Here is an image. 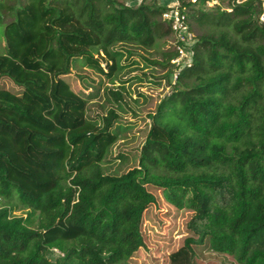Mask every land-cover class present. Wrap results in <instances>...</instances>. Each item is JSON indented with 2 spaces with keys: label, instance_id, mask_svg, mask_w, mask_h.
<instances>
[{
  "label": "trees",
  "instance_id": "trees-1",
  "mask_svg": "<svg viewBox=\"0 0 264 264\" xmlns=\"http://www.w3.org/2000/svg\"><path fill=\"white\" fill-rule=\"evenodd\" d=\"M7 1L0 0V77L20 91L0 88V264H133L145 243L142 215L154 203L146 186L191 212L190 237L167 264H194L203 247L236 264H264L261 0L184 4L191 63L148 116L137 166L120 176L101 168L117 141L115 112L88 120L86 101L62 77L80 59L112 83L122 70L116 45L172 44L165 5ZM167 55L173 73V46ZM108 93L122 101L119 90ZM12 202L38 214L37 225L12 217Z\"/></svg>",
  "mask_w": 264,
  "mask_h": 264
},
{
  "label": "rangeland",
  "instance_id": "rangeland-1",
  "mask_svg": "<svg viewBox=\"0 0 264 264\" xmlns=\"http://www.w3.org/2000/svg\"><path fill=\"white\" fill-rule=\"evenodd\" d=\"M117 1L126 2V0ZM143 1L150 2V0ZM187 2L189 1L185 0L183 5ZM7 3L14 6L17 5V0H9ZM226 4L224 2L222 8L226 7ZM184 7L186 12L190 13V8ZM1 20L3 23H8L11 18L3 15ZM2 44L0 40V47ZM171 48V39L159 42L153 49H143L134 45H116L113 49L119 50L122 55L119 61L122 70L116 74L112 83L89 69L80 59L73 61L69 74L62 77L71 91L86 101L88 120L98 122L110 110L116 114L117 121L111 131L116 134L117 141L109 149L101 166L103 174L120 176L137 166L139 152L150 127L148 116L155 112L158 103L171 90L172 68L166 62ZM0 88L12 93L20 91V88L6 77H0ZM115 90L122 93V101L118 105L114 104L108 93ZM146 190L153 196L154 203L142 215L141 232L145 243L144 247L133 256L131 262L167 264V256L181 247L184 240L190 237L186 224L191 212L171 207L164 201L160 189L146 186ZM9 207H12V217L30 216L35 226L37 225L38 214L29 215V210L16 202H12ZM48 256L55 259L58 253L52 251ZM195 256L194 264H236L231 256L213 253L207 247L196 249Z\"/></svg>",
  "mask_w": 264,
  "mask_h": 264
},
{
  "label": "built area",
  "instance_id": "built-area-1",
  "mask_svg": "<svg viewBox=\"0 0 264 264\" xmlns=\"http://www.w3.org/2000/svg\"><path fill=\"white\" fill-rule=\"evenodd\" d=\"M141 0H127V5H138ZM185 0H172L169 3H162L166 9L161 14V20L170 27L173 36L172 46L175 56L171 60L173 65L172 81H175L180 71L191 63V48L194 45V35L189 30L188 18L185 7ZM195 3L197 0H187ZM204 5L211 8L217 5V0H205ZM242 0H235L236 4H240ZM228 12H231L228 10ZM258 22L264 28V0L260 3V12Z\"/></svg>",
  "mask_w": 264,
  "mask_h": 264
}]
</instances>
